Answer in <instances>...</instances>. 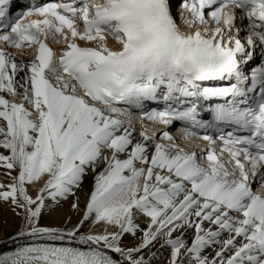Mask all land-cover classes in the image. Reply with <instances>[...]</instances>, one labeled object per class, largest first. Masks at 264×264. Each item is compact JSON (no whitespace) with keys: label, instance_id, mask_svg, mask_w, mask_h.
<instances>
[{"label":"snow or ice","instance_id":"1","mask_svg":"<svg viewBox=\"0 0 264 264\" xmlns=\"http://www.w3.org/2000/svg\"><path fill=\"white\" fill-rule=\"evenodd\" d=\"M17 2L0 0V205L21 226L0 264H152L156 245L264 264V0H183L190 34L173 0ZM65 201L77 222L41 226Z\"/></svg>","mask_w":264,"mask_h":264},{"label":"bare ground","instance_id":"2","mask_svg":"<svg viewBox=\"0 0 264 264\" xmlns=\"http://www.w3.org/2000/svg\"><path fill=\"white\" fill-rule=\"evenodd\" d=\"M177 11V10H176ZM177 15H179V12H177ZM237 27H240L241 29H243V24L246 23V21L241 22L239 19L237 20ZM243 33H245L243 30H241L240 32V37L242 38ZM15 55V54H14ZM23 58L24 60H30L31 57L29 56V54H27L26 56H19L17 55V59H21ZM138 131L139 129H137V135H138ZM192 143H194L192 141ZM101 169H98V171ZM0 180H3L5 183H7V180H5V178L3 177L2 173L4 170L0 169ZM91 183H92V178H91V174H89V176L86 178L83 189L77 192V195L80 198V204L81 207H83L84 202L87 198V194L91 188ZM37 187H39V184L37 185ZM30 194H34L32 193L31 189H30ZM48 214L44 215L42 217L41 220V226H50V227H64V221L65 219L71 215L72 216V222L70 224H68V227H71L73 224H75L77 222L78 216L74 213L71 212L70 207H69V203L67 201H65L63 203V207L58 209L56 212L51 213L50 217L48 218L47 216ZM45 218L48 220L46 221ZM21 226V222L20 219L15 217L11 210L7 207V205H0V241H3L5 239V234H11V235H15L17 233V231L19 230ZM92 231H102V228L100 227H91L90 224L86 225L82 231L84 232H88L89 230ZM139 242V235H137V237L133 238L131 236H127L125 237V239L122 242V246L124 247H132L134 245H136ZM8 250L7 246L3 243H0V252L2 251H6ZM153 252H155L157 254V256L159 257L158 259H153L152 264H167V257H168V251L166 252L165 249H161L159 247V245H156V247H154L152 249ZM115 255V254H113ZM118 257V256H116ZM119 258V257H118Z\"/></svg>","mask_w":264,"mask_h":264},{"label":"rangeland","instance_id":"3","mask_svg":"<svg viewBox=\"0 0 264 264\" xmlns=\"http://www.w3.org/2000/svg\"><path fill=\"white\" fill-rule=\"evenodd\" d=\"M189 144H190V143H189ZM0 172H2V171H0ZM2 181H3V180H2ZM3 182H4V181H3ZM47 216H48V218H49L51 215H50V214H48ZM48 218H47V219L45 218V220L47 221V220H48ZM166 252H167V251H166Z\"/></svg>","mask_w":264,"mask_h":264}]
</instances>
